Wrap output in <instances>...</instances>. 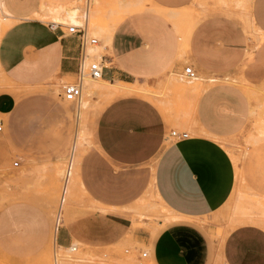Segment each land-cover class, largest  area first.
Listing matches in <instances>:
<instances>
[{
  "label": "crops",
  "instance_id": "crops-1",
  "mask_svg": "<svg viewBox=\"0 0 264 264\" xmlns=\"http://www.w3.org/2000/svg\"><path fill=\"white\" fill-rule=\"evenodd\" d=\"M42 1L1 0L7 17L17 20L0 37V69L10 83L33 90L48 83H61L62 78L74 74L80 54L77 37L65 32L62 25H55L65 24L64 20L45 22L31 17ZM150 1L152 9L163 14L185 8L194 0ZM221 2L223 5L199 11L205 17L191 29L182 57L178 29L180 44L176 46L169 27L160 25V20L151 14L129 16L126 24L111 34L109 47L104 48L108 54H102L108 56L103 64H112L117 70L111 74L159 77L186 62L194 71L216 81L201 92L195 105L192 128L202 133L172 139L167 145L163 142L168 123L182 124L181 117L172 122L151 99L138 95L116 97L104 105L93 126L95 147L81 155L74 174L77 189L84 192L82 207L76 208L95 211L58 227L63 208L65 214L69 210L65 200L54 226L57 246H71L72 238L114 241L118 234L103 232L97 219L103 217L119 226L126 221L120 214L152 188L170 218L162 219V223L159 220L161 227L152 234L144 229L132 233L149 242L156 264H264V228L260 225L237 223L230 228L229 224L214 249L208 230L193 221L222 206L229 196L234 159L217 140L238 130L244 117L251 115L248 95L229 82L227 75L242 72L255 89L264 91V37L256 41L247 37L243 24L244 31L237 21L243 12ZM234 4L240 5L238 0ZM249 17L254 25L251 14ZM253 17L264 30L260 8ZM111 78L109 69H105L102 80L111 83ZM14 104L10 91L0 92V114L8 113L12 131L18 125L14 115L8 118ZM151 159L154 160L148 163ZM44 163L46 160L34 157L35 167L41 168ZM72 164L73 160L68 173ZM98 207L108 213L96 214ZM10 211L0 242L1 237L12 240L11 247H6L12 253L40 248L49 229L46 212L37 204H13ZM25 221L29 224L25 225Z\"/></svg>",
  "mask_w": 264,
  "mask_h": 264
},
{
  "label": "rangeland",
  "instance_id": "rangeland-1",
  "mask_svg": "<svg viewBox=\"0 0 264 264\" xmlns=\"http://www.w3.org/2000/svg\"><path fill=\"white\" fill-rule=\"evenodd\" d=\"M44 1L46 3L45 10L73 2V0ZM221 1L223 0H194L189 6L178 8L175 12L174 10H167L166 14L163 12L165 15L176 16L175 20L172 21L161 12L152 9L150 0H140L136 6L130 5L129 7L128 5H121L118 0H102L97 17L90 18L86 30L89 36L98 40L96 44L98 51H91L89 53L91 56H88V59L100 60L102 54H108V50L104 48L109 47L111 34L117 27L125 25L129 16L138 13L151 14L160 20L162 23L160 25H167L176 46H179L181 38L179 56L182 57L183 54H186V39L191 29L201 18L205 17V14H200L199 11L216 4L223 5ZM236 1L224 0L230 8L233 6L232 10L236 8V10L243 12V16L236 19L240 25L243 24L247 32V34L245 33L246 36L248 35L247 37L254 41L263 39L264 30L260 28L253 15L257 7L261 9L264 15V0H238L240 5H235L234 2ZM76 4L80 6V1ZM244 13L251 14L254 26L259 27V31L255 30L252 34L250 33ZM41 15L40 17H31L49 22L45 13ZM2 17L0 12V18ZM74 17L75 15L63 22L65 24L75 22ZM16 20L10 19V26ZM62 27L66 32V26L62 25ZM107 54L102 57L105 59L103 63L108 61ZM184 66H188V63H182L180 68H171L165 75L161 74L159 77L135 78L121 72L111 74L112 71L117 70L112 64L107 65L109 75H112V78L108 79L111 83L119 85L121 81L118 80L121 79L128 81L127 86L133 85L140 89L138 91L92 94L87 100L86 107L81 109L78 121H76L75 114L78 100L75 102L65 101L57 95L60 92L61 83L72 81L74 74L62 78L61 83H48L41 86L39 90H33L31 87L10 83V79L0 69V92L10 91L15 100L8 118H12L14 115L18 121L16 130L12 131V125L8 124L9 120L7 121L8 113L0 114L3 121V129L0 131V233H3L6 224H8L11 215L10 207L13 204H37L46 212L49 219L48 234L40 248L12 253L11 249L6 248L11 247L12 240L6 241L1 237L3 244L0 242V264H55V252H58V256L64 255L58 257L57 264H156L149 251V242L132 233L133 230L144 229L152 234L155 228L161 227L158 225L159 220L162 223L164 219L170 218L167 215V208L164 207L152 188L131 206H128L124 212L119 213L126 218V221L120 222L119 226L103 217L97 219L103 232L118 234L114 241L93 242L72 238L70 243L74 242L71 245H74V249L69 246L58 250L57 246L54 245L53 238L54 218L58 213L57 209H59L62 188L66 179H68V187L72 188L65 204L69 210L65 214L63 208L58 227L66 224L67 221L84 217L95 211L76 208L82 207L80 204L83 202L84 192L77 189L74 174L77 171V164L81 155L88 148L95 147L93 126L97 115L110 100L123 95L144 96L151 99L163 112L165 118L168 117L172 122L181 117L182 124L168 123L163 145L174 140L169 136L171 129L185 131L187 137L193 133H200L199 130L192 128L195 105L201 92L216 80L195 71L200 79L196 80L190 89H184L172 77V71L177 69L183 71ZM227 76L229 82L240 86L248 95L247 103L251 107V115L244 117L238 130L217 140L234 159V163H232L233 183L229 196L223 205L213 212L193 219L199 227L208 230L214 249L216 241L221 238L229 224L232 228L237 223H253L246 215V209L253 212L255 216L264 219V133L260 129L264 128V91L263 89H255L244 78L242 72H234L233 75ZM95 80L104 82L102 79ZM100 82L91 81L99 87L103 86L104 89L108 87ZM81 135L86 142L76 148L72 169L68 173L67 158L71 155L72 143L76 138L79 141ZM34 157L46 160V163L42 164L43 167L34 166ZM14 160L18 161L17 166H12ZM153 160H149L148 163ZM99 208L101 207L97 208L96 214L103 215L107 212L106 209ZM25 219H27V214H25ZM27 224H29L28 221H25V225ZM261 227L264 228L263 225ZM16 242L15 240L14 244ZM143 250L146 251V255L141 256L140 252ZM68 256L72 258H68Z\"/></svg>",
  "mask_w": 264,
  "mask_h": 264
},
{
  "label": "bare ground",
  "instance_id": "bare-ground-1",
  "mask_svg": "<svg viewBox=\"0 0 264 264\" xmlns=\"http://www.w3.org/2000/svg\"><path fill=\"white\" fill-rule=\"evenodd\" d=\"M79 0H73V2H71L70 4L68 5H59L57 8H50L48 9L47 11H45V8H46V3L45 1H42V4L40 6V9L38 10V12L34 15L35 17H40L42 16L41 14L42 13H45V16L47 19H57L59 18L60 20H67L71 17H73L74 15H76V13L78 12V5L76 4V2L78 3ZM120 2L121 5H128V7L131 5V6H136L137 3H140V0H118ZM142 1V0H141ZM148 2V1H147ZM102 3V0H89V3H87V17H86V30L88 29V24H89V21H90V18L91 19H94L95 17H97L98 13H99V6L101 5ZM247 3V1H246ZM245 3V4H246ZM133 4V5H132ZM244 4V5H245ZM119 5V4H118ZM137 9V8H136ZM135 9V10H136ZM139 9V8H138ZM244 9V8H243ZM45 11V12H44ZM0 12L1 14L3 15L2 18H0V28H1V31H0V34H2L11 24V21L9 22V20L11 18H8L7 15H6V12L2 6V3H1V0H0ZM164 13L166 11H163ZM173 12V11H172ZM175 12V10H174ZM178 12V11H177ZM163 13V14H164ZM166 14V13H165ZM164 14V15H165ZM245 17H246V21H247V24H248V29L250 31V33L252 34L253 32H255V30H257L254 25L252 24L251 20H250V17L249 15L245 14ZM167 16L169 19H171L172 21L175 20L176 16H173L172 14L170 15H165ZM180 18V17H179ZM178 29V28H177ZM258 31V30H257ZM88 34V33H87ZM109 36V35H107ZM263 43V42H262ZM89 48V49H88ZM261 48V47H260ZM93 51V52H97L98 49L96 47V45H85L84 46V49H83V52L85 54V58L86 60H88V56H91V54L89 55V53ZM184 55V54H183ZM181 56V55H180ZM102 58V55L101 57ZM185 59V58H184ZM102 60V59H101ZM172 77L181 84V87L184 88V89H190V86L196 81V80H199L200 77H198L196 75V72L194 74L193 77L189 78V77H186L185 74L183 73V71H180V70H175V71H172ZM171 76V75H170ZM103 77H100V78H95V79H102ZM94 78H89L87 76H82L81 77V93L79 95V97L76 98L75 101L78 100V105H77V109H76V121L79 120V116H80V113H81V109H83L84 107H86L87 105V100L88 98L92 95V94H109V93H115V92H118V91H121V90H129V89H140L138 88L137 86H127L128 83L126 82H120L119 85H116L114 83H106V82H100V81H97L95 80ZM93 80L94 82H100L102 85H106L108 86L107 88H102V87H99L98 85L94 84V83H91V81ZM208 81V80H207ZM100 84V85H101ZM133 84V83H132ZM130 85V84H129ZM142 91H144L142 89ZM82 94V96H81ZM252 113H254L252 111ZM78 123V122H77ZM262 129V132L264 133V128H260ZM192 130V129H191ZM197 130H199L197 128ZM200 131V130H199ZM201 132V131H200ZM202 133V132H201ZM79 135V134H78ZM76 137H79V136H76ZM75 140V139H74ZM85 139L83 137V135L80 136L79 138V141H77V138L76 140L72 143L73 145L71 146V155L69 156L68 158V163H69V168H70V165L72 163V160L75 156V150L76 148L79 146V145H82L83 143H85ZM237 163V162H236ZM241 170V169H240ZM240 174V173H239ZM68 182L65 181L64 185H63V188H62V194H61V198H60V204H59V209L58 210V213H57V216L54 218V226L57 222V219H58V214H59V210L61 208V205L65 202V200H67V196H68ZM164 205V204H163ZM249 205V204H248ZM165 207V206H164ZM253 208V207H252ZM249 210V208H248ZM246 215L251 219H249L250 221L253 222V224H257L260 226L263 225L264 226V219L263 218H259L257 216H255L253 214V212H250V211H247L246 209ZM173 218V217H172ZM247 221V220H246ZM248 222V221H247ZM55 246H57L55 243H54ZM62 248L64 247H61V246H57V249L58 250H62ZM67 248V247H66ZM54 253V252H53ZM58 252H55L54 253V259H55V264L58 263V257H63V256H58ZM67 257V256H66ZM68 258H72V257H69ZM61 258H59V261ZM74 259V258H73Z\"/></svg>",
  "mask_w": 264,
  "mask_h": 264
},
{
  "label": "built area",
  "instance_id": "built-area-1",
  "mask_svg": "<svg viewBox=\"0 0 264 264\" xmlns=\"http://www.w3.org/2000/svg\"><path fill=\"white\" fill-rule=\"evenodd\" d=\"M80 6H78V12L74 17V21L68 24L55 23V25L66 26V32L68 34H74L77 37L79 43L80 54L78 56V61L76 69L74 72V79L68 82H62L60 85V92L57 94L61 99L65 101L75 102L76 98L79 97L81 93V77L87 76L89 78H100L104 77V70L107 69V65H104L101 58L100 60L88 59L86 60L85 54L83 52L85 45H96L98 40L93 36H89L86 31V17H87V3L89 0H79ZM183 73L186 77H193L195 71L188 65L184 66ZM3 129V122L0 118V131ZM170 138L174 140H180L187 138V133L185 131H176L171 129L169 131ZM18 161L14 160L12 166H17ZM70 244V243H69ZM74 249V245L71 246ZM141 256L146 255V251L140 252Z\"/></svg>",
  "mask_w": 264,
  "mask_h": 264
}]
</instances>
